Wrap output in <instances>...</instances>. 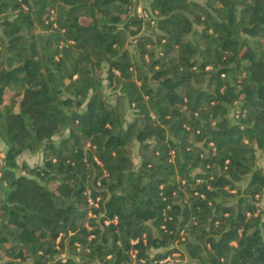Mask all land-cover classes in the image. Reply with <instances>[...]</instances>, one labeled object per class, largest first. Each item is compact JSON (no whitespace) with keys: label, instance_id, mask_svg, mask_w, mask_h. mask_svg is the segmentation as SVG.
Listing matches in <instances>:
<instances>
[{"label":"trees","instance_id":"16d2710c","mask_svg":"<svg viewBox=\"0 0 264 264\" xmlns=\"http://www.w3.org/2000/svg\"><path fill=\"white\" fill-rule=\"evenodd\" d=\"M144 1L0 0V264H264V0Z\"/></svg>","mask_w":264,"mask_h":264},{"label":"rangeland","instance_id":"374dc122","mask_svg":"<svg viewBox=\"0 0 264 264\" xmlns=\"http://www.w3.org/2000/svg\"><path fill=\"white\" fill-rule=\"evenodd\" d=\"M144 3H145L144 0H140V6L138 9L141 13H144V10H143V4ZM3 147H4V145L0 143V148H3ZM258 155H259L258 156V162L264 166L263 156L260 153H258ZM19 160H20V162L27 161L30 164H36L38 162H41L42 153L40 151L39 152H24L23 154L20 155ZM259 204L261 205V207H264V194L262 195L261 200L259 201ZM185 260H186L185 258H183V260L181 262H175L174 260H170V262H166L164 264H182ZM0 263H1V260H0Z\"/></svg>","mask_w":264,"mask_h":264},{"label":"built area","instance_id":"2783aa9c","mask_svg":"<svg viewBox=\"0 0 264 264\" xmlns=\"http://www.w3.org/2000/svg\"><path fill=\"white\" fill-rule=\"evenodd\" d=\"M90 201L93 202V200L91 198H90ZM115 219H116V217H115ZM107 222H109V220ZM170 260H174L175 262H181L182 261L179 252H174L173 254L168 255L167 257L161 259L159 261V264H164L166 262H170Z\"/></svg>","mask_w":264,"mask_h":264},{"label":"water","instance_id":"95a60500","mask_svg":"<svg viewBox=\"0 0 264 264\" xmlns=\"http://www.w3.org/2000/svg\"><path fill=\"white\" fill-rule=\"evenodd\" d=\"M1 156V155H0ZM2 157V156H1ZM2 159V165H1V167H0V172H1V169H2V166H3V164H4V161H3V158H1ZM0 200H1V197H0Z\"/></svg>","mask_w":264,"mask_h":264}]
</instances>
